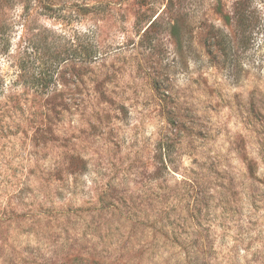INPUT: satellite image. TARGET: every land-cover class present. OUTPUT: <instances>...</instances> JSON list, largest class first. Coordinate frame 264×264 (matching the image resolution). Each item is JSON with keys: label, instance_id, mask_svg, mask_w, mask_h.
I'll return each instance as SVG.
<instances>
[{"label": "rangeland", "instance_id": "1", "mask_svg": "<svg viewBox=\"0 0 264 264\" xmlns=\"http://www.w3.org/2000/svg\"><path fill=\"white\" fill-rule=\"evenodd\" d=\"M0 264H264V0H0Z\"/></svg>", "mask_w": 264, "mask_h": 264}]
</instances>
